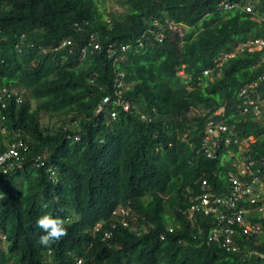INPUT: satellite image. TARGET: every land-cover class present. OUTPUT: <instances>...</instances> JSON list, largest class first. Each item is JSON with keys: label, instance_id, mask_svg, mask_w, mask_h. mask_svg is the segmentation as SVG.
I'll use <instances>...</instances> for the list:
<instances>
[{"label": "trees", "instance_id": "1", "mask_svg": "<svg viewBox=\"0 0 264 264\" xmlns=\"http://www.w3.org/2000/svg\"><path fill=\"white\" fill-rule=\"evenodd\" d=\"M111 1L123 10H106L105 0H0V26L9 37L0 41V83H13L23 95L19 103L11 101L0 127H6L7 138L20 130L28 146L20 153L21 167L0 174L3 251L22 264H43L50 247L58 245L59 254L80 249L85 245L81 230L99 220L109 227L115 206L128 199L135 221L150 229L135 246L151 251L140 264H186L188 256L189 264H264V256L205 243L214 213L194 216L202 233L185 213L199 193L197 179L206 178L215 192L226 189L232 164L222 157L233 149L226 147L229 133L231 138L254 135L252 156L264 153V120H254L238 105L239 89L264 73V65H255L262 52L237 53L220 76L198 80L219 52L264 36V21L244 10L253 3L254 12L263 13L264 0H230L237 4L232 9L220 8V0ZM154 19H170L188 30L182 37L170 30L157 39ZM23 32L37 48L18 56L10 42ZM63 39L69 40L66 47L41 52ZM181 67L186 76L178 75ZM118 78L124 79L128 89L121 93L134 109L119 111L115 120L109 115L114 105L104 116L95 115L103 97L112 102L118 97ZM254 92L264 97V81ZM207 121L227 125L226 133L214 138L215 158L198 150ZM48 212L63 219L69 234L43 246L35 220ZM247 219L258 222L262 233L247 236L241 228L236 235L241 247L264 254V215L250 213ZM115 231L129 237L126 227ZM87 236L95 252L98 238ZM97 255L117 259L104 248Z\"/></svg>", "mask_w": 264, "mask_h": 264}, {"label": "clouds", "instance_id": "2", "mask_svg": "<svg viewBox=\"0 0 264 264\" xmlns=\"http://www.w3.org/2000/svg\"><path fill=\"white\" fill-rule=\"evenodd\" d=\"M230 1V0H229ZM253 5V3H248L247 5ZM1 6V5H0ZM245 10V9H244ZM251 13V12H250ZM253 18V17H252ZM256 20V19H255ZM152 24L157 25L159 27L158 38L162 39V34L172 31L173 33H177L179 37H182V29L186 28L183 27L179 23H175L172 20L168 19L165 20L163 23L159 22L157 19L152 21ZM260 37V36H258ZM7 32L0 26V41L8 39ZM257 38V37H254ZM251 38V39H254ZM248 39V40H251ZM247 41V40H246ZM244 41V42H246ZM243 43L240 42L235 45L230 51L222 50L212 59V66L203 69L201 74L198 76V80L201 82L205 80H212L215 76H220L221 70L225 66V63L228 59L235 56L237 53H241L244 50L247 51H259L262 52L263 50H254L246 46L243 50L239 49V45ZM69 44V40L63 39L60 44L57 46H50V47H41V52H45L48 48L51 49H59L66 47ZM11 47L13 48L14 52L17 53L18 56H23L25 50L27 48H37L34 46V43L28 41L26 34L20 33L10 42ZM57 46V47H56ZM95 48H98V44H94ZM94 49V48H93ZM114 52V51H113ZM112 52V54H113ZM82 54V53H81ZM261 56L255 65H259L263 63L260 62ZM178 75L186 76L181 67L178 70ZM264 75L262 73L257 77L256 80L250 82L249 84L241 87L238 91L239 97V106L242 113H249L251 112L254 115V120L262 122L264 120V97H261L255 94L254 90L260 84V82L264 81L261 79V76ZM256 82V86L254 88H249V85ZM131 82H128L127 85L130 86ZM126 85L124 79L118 78L115 80V88H119L116 92H118V97L112 102L109 96H105L102 99V102L98 105L95 115H103L107 112V108L110 105H114L111 107L109 111V115L112 120H115L119 115V111L124 112H131L134 109V105L132 102L124 97L122 91L128 89L124 88ZM22 92V91H21ZM21 92L15 87L13 83H7L6 80L0 83V120L6 121L8 114L10 113V103L14 101L19 103L22 99ZM117 108V109H115ZM193 108V107H192ZM144 116L141 114L140 119H143ZM148 118V117H147ZM221 124L224 126V129H219L218 125ZM6 127H0V132L3 134L1 138V143L4 144V149L0 152V174L9 176L12 170L21 167V159L20 153L25 154L28 149V146L25 145L24 142L21 141L22 132L20 130H11L12 137L6 136L8 132H6ZM227 125L224 123H213L212 121L205 122L204 130L201 136V145L199 147V152L204 157H211L215 158L217 156L216 150L219 148L218 144L214 140V138L219 137V132L226 133ZM227 146H233V149L227 148L226 154L222 158H228L233 163L235 159L236 163L231 165V168L227 170V184L226 189L224 191L215 192L213 190V185L206 179V178H199L197 182H199V193L196 196H193L191 199L190 205L185 210L187 214V219L189 220L191 225L195 224V215L202 214L203 216H209L211 213L215 214V224L209 229L205 243H217L221 248H223L226 252H239L240 254H258L259 256L263 257L264 254L261 252H257L251 248H244L241 247V244L237 238V233L241 230L237 224L233 225V231L230 232L228 235L225 233H220L216 238H211L213 235V229L217 223V215L219 212H224V208L217 209L213 212L208 214H204L201 210H192L190 208L191 204L194 202V198L201 194L203 191V184L206 185L210 192L215 193L216 195L229 192L231 188V178L237 177L241 182H244L248 185H252V191L250 193H245L244 197L241 198L240 204L242 207L244 206L247 209L245 213L246 220L248 222V226L251 228L245 230L243 228L244 234L248 235H259L262 233V228L260 224L256 221H250L247 219V216L251 213H258L264 215V153L258 157L252 156L250 152V147L252 143L255 142L256 137L254 135H250L249 137L245 138H236L232 137V133L227 135ZM75 140L79 139V136L74 137ZM209 140H214L213 143H208ZM8 155V156H7ZM14 160V161H12ZM15 162V167H13V163ZM243 162L244 165H243ZM244 167V172L241 170ZM256 178V179H255ZM206 186H204L206 188ZM207 190V189H206ZM258 194V196H257ZM253 199V201H252ZM46 207L47 205H42ZM119 215V217H118ZM115 217V221L111 220L109 227H106L105 220L97 221L93 227L89 229H82L81 233L79 234V238L85 242L80 249L74 251H63L62 253H58V245L55 248L50 247L44 253L42 258L43 264H140V262L144 259H150L151 251H147L146 249L142 248H135L136 244H138L141 240H143L150 232L148 226L140 225L138 222L135 221L134 212L129 204L128 199H124V202L115 206L114 210L111 212V217ZM139 217V215H138ZM36 226L41 229V233L38 236V243L43 246H48L51 243L62 241L61 238L64 237L66 234L68 236L69 232H67V228L64 225V221L60 216L53 215L52 213H44L38 216L35 220ZM225 225L226 222H223ZM126 227L129 229L130 232L128 233L129 237L115 231L118 226ZM238 229V230H237ZM197 233H202V228L200 225H196ZM91 231V232H86ZM168 231H172L171 228ZM87 233H90L92 236H97L98 240L96 242V250L95 252L90 248L93 244L92 240H88ZM212 235V236H211ZM209 236H211L209 238ZM229 238V240H228ZM70 239V236L65 240L67 243ZM159 239L161 241L165 240L164 235H159ZM0 246L1 249V263L2 264H22L23 262H19V258L16 256H12V253L4 252L5 245L3 238L0 239ZM125 247V248H124ZM104 248L109 253H115L117 255V259L115 261H107L103 256L97 255L98 251ZM92 250V251H91ZM91 251L90 254L88 252ZM243 252V253H242ZM64 254H67V258H64ZM4 255H6V259L9 262H4ZM191 258L190 256L183 258V261L186 264H189ZM37 261V260H36ZM38 262V261H37ZM39 263V262H38ZM40 264V263H39Z\"/></svg>", "mask_w": 264, "mask_h": 264}, {"label": "built area", "instance_id": "3", "mask_svg": "<svg viewBox=\"0 0 264 264\" xmlns=\"http://www.w3.org/2000/svg\"><path fill=\"white\" fill-rule=\"evenodd\" d=\"M236 5H237L236 2H231L229 0H220L218 3V6L223 9H232ZM244 8L246 12L252 13V17L254 19L259 21H264V12L260 14L254 12L253 5L250 4L246 5ZM246 46L254 50L256 49V50L264 51V36L247 40L246 42L241 43L238 47L239 49L243 50ZM260 62L264 64V52L261 56ZM261 79H264V75L261 76ZM256 84H257L256 82L250 84L249 88H254ZM218 128L223 130L224 126L219 124ZM262 159L264 160V157H262ZM0 162H2V159H0ZM244 163L245 162H243V165ZM244 171L245 170L243 167L241 172ZM231 182L232 183L229 192H223L218 195L210 192V189L203 184L202 186L205 191H203L201 194L195 197L194 202L190 206L192 210H201L204 214H208L217 209L224 208V212L218 213L217 223L212 233L213 236L211 235L212 237L209 236V238L210 237L216 238L222 232L228 235L230 232L234 230L233 229L234 224H237V226L240 228H245V230L251 228L250 226H248V222L245 217V213L247 209H245L244 206L242 207L239 204L241 198L244 197V194L250 193V191H252L253 186L241 182L235 176L231 178ZM204 186H206V188ZM223 222H226V224L224 225Z\"/></svg>", "mask_w": 264, "mask_h": 264}, {"label": "rangeland", "instance_id": "4", "mask_svg": "<svg viewBox=\"0 0 264 264\" xmlns=\"http://www.w3.org/2000/svg\"><path fill=\"white\" fill-rule=\"evenodd\" d=\"M105 9L106 10H123L122 9V7H120L119 5H117L116 3H112V1L111 0H105ZM188 29L187 28H183L182 29V35L185 33V31H187ZM198 106H194L193 108H192V111L193 112H196L198 109ZM42 120H46V119H42ZM234 163H236V161H235V159L233 160V163L232 164H234ZM17 184H18V186H20V184H21V179L19 178V179H17Z\"/></svg>", "mask_w": 264, "mask_h": 264}]
</instances>
